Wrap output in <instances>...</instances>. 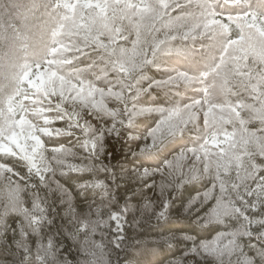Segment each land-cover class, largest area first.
Wrapping results in <instances>:
<instances>
[{
	"label": "trees",
	"instance_id": "16d2710c",
	"mask_svg": "<svg viewBox=\"0 0 264 264\" xmlns=\"http://www.w3.org/2000/svg\"><path fill=\"white\" fill-rule=\"evenodd\" d=\"M261 159L264 0H0V264H212L189 170Z\"/></svg>",
	"mask_w": 264,
	"mask_h": 264
},
{
	"label": "snow or ice",
	"instance_id": "6c2138e0",
	"mask_svg": "<svg viewBox=\"0 0 264 264\" xmlns=\"http://www.w3.org/2000/svg\"><path fill=\"white\" fill-rule=\"evenodd\" d=\"M161 4H166V0H161ZM167 119L165 117L159 121L149 131V135L154 137ZM189 151L195 155L200 151V147L194 142L193 147L186 146L179 151L174 156V160L183 159ZM197 159L200 157L197 156ZM253 160L248 162L243 175L237 174L235 177L222 178L218 171L214 172L206 163L203 168L189 170L186 183L198 181L201 175L208 176L209 182L203 186L202 192L188 201L184 210L190 213L193 205L198 203L199 207L195 211L204 210L196 219L198 228L216 230L212 231L213 235L210 239L199 242L190 233L183 232L181 239L190 240L193 244L191 249L185 251V256L202 255L205 262L211 259L212 264H257V257L249 255V252L257 251L260 264H264V159L255 163ZM172 164L173 161H168L166 166L171 167ZM145 173L147 174V170ZM144 206L147 207V205ZM169 208L170 201H165L156 212L158 222L167 220ZM114 211L118 214L112 224L122 230L126 210L115 209ZM167 233L168 235H165L162 232L157 243H170L174 234L171 231ZM253 240L256 243H253ZM173 264H181V261H174Z\"/></svg>",
	"mask_w": 264,
	"mask_h": 264
},
{
	"label": "rangeland",
	"instance_id": "374dc122",
	"mask_svg": "<svg viewBox=\"0 0 264 264\" xmlns=\"http://www.w3.org/2000/svg\"><path fill=\"white\" fill-rule=\"evenodd\" d=\"M3 180H4V177H2V179L0 180V182L3 181Z\"/></svg>",
	"mask_w": 264,
	"mask_h": 264
}]
</instances>
